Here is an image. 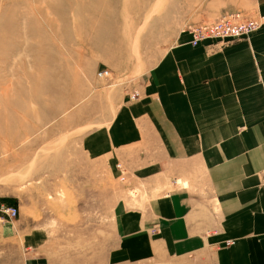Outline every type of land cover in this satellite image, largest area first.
I'll list each match as a JSON object with an SVG mask.
<instances>
[{
    "label": "crops",
    "instance_id": "0c3cea01",
    "mask_svg": "<svg viewBox=\"0 0 264 264\" xmlns=\"http://www.w3.org/2000/svg\"><path fill=\"white\" fill-rule=\"evenodd\" d=\"M197 2L138 85L109 89L105 80L106 121L78 139L85 163L69 189L78 200L53 211L76 217L55 220L53 231L24 217L6 222L23 264H139L201 253L212 264H264V0ZM228 14L255 28L190 44L193 25ZM109 176H123L111 232Z\"/></svg>",
    "mask_w": 264,
    "mask_h": 264
},
{
    "label": "rangeland",
    "instance_id": "374dc122",
    "mask_svg": "<svg viewBox=\"0 0 264 264\" xmlns=\"http://www.w3.org/2000/svg\"><path fill=\"white\" fill-rule=\"evenodd\" d=\"M197 5V0H0V99L9 92L7 108L0 111V204L17 208L12 219L0 214V264H23L20 246L4 235L6 222L24 217L30 226L45 222L53 231L55 220L76 217L53 211L76 205L69 189L76 185V167L85 163L78 139L106 121L101 106L107 82L95 72L110 70L109 89L138 85L183 27L188 8ZM122 183L111 176L105 183L110 232L111 207ZM139 264L212 263L201 253Z\"/></svg>",
    "mask_w": 264,
    "mask_h": 264
},
{
    "label": "built area",
    "instance_id": "2783aa9c",
    "mask_svg": "<svg viewBox=\"0 0 264 264\" xmlns=\"http://www.w3.org/2000/svg\"><path fill=\"white\" fill-rule=\"evenodd\" d=\"M255 28L252 21H237L231 16L220 17L210 23L195 24L189 29L190 44L194 45L201 39L208 37L219 41H229L246 37ZM95 76L100 79H110V70L102 67L95 72ZM131 99L136 97V92L129 96ZM117 167H119L117 165ZM123 176L119 177V181ZM0 214L3 217L12 219L17 215V208L10 205L0 204Z\"/></svg>",
    "mask_w": 264,
    "mask_h": 264
},
{
    "label": "bare ground",
    "instance_id": "6f19581e",
    "mask_svg": "<svg viewBox=\"0 0 264 264\" xmlns=\"http://www.w3.org/2000/svg\"><path fill=\"white\" fill-rule=\"evenodd\" d=\"M2 95L3 99H0V111L7 108V99L9 97V92L5 90Z\"/></svg>",
    "mask_w": 264,
    "mask_h": 264
}]
</instances>
